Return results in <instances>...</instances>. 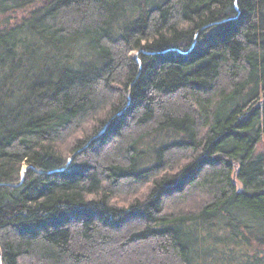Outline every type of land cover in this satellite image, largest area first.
I'll return each instance as SVG.
<instances>
[{"label":"trees","instance_id":"trees-1","mask_svg":"<svg viewBox=\"0 0 264 264\" xmlns=\"http://www.w3.org/2000/svg\"><path fill=\"white\" fill-rule=\"evenodd\" d=\"M28 8L0 28L2 264H264V0H0Z\"/></svg>","mask_w":264,"mask_h":264},{"label":"rangeland","instance_id":"rangeland-1","mask_svg":"<svg viewBox=\"0 0 264 264\" xmlns=\"http://www.w3.org/2000/svg\"><path fill=\"white\" fill-rule=\"evenodd\" d=\"M29 9L30 8L23 11H17L14 13L0 14V28H2V26L11 27L13 26V24H17L18 21L22 17H24L25 14L29 12ZM81 57L82 58L84 57L83 53ZM263 148H264V137L262 138L261 142L258 145L259 150ZM71 156L73 155H70L69 158ZM236 249H238L237 252L234 253L230 252L227 254L223 253L221 255L213 251H204L200 253L199 257H197L199 258L198 264H253L254 263L252 250H249L246 247H242L240 245H237Z\"/></svg>","mask_w":264,"mask_h":264},{"label":"water","instance_id":"water-1","mask_svg":"<svg viewBox=\"0 0 264 264\" xmlns=\"http://www.w3.org/2000/svg\"><path fill=\"white\" fill-rule=\"evenodd\" d=\"M107 124H108V123H107ZM106 127H107V125L104 127V129L102 130V132H101L100 134H98L95 138L99 137V136L105 131ZM75 154H76V153H75ZM75 154H73V156H74ZM73 156H71V157L69 158L68 163L72 160ZM66 167H67V166H66ZM66 167H65V168H66ZM23 172H24V171H23ZM23 172H22V174H21V182H22V178H23ZM0 264H2L1 250H0Z\"/></svg>","mask_w":264,"mask_h":264}]
</instances>
